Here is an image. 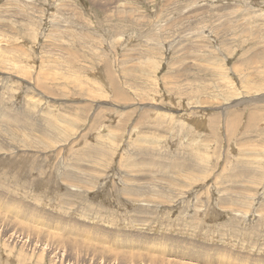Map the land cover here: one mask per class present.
<instances>
[{
	"label": "rangeland",
	"instance_id": "obj_1",
	"mask_svg": "<svg viewBox=\"0 0 264 264\" xmlns=\"http://www.w3.org/2000/svg\"><path fill=\"white\" fill-rule=\"evenodd\" d=\"M0 49V264H264V0H0Z\"/></svg>",
	"mask_w": 264,
	"mask_h": 264
},
{
	"label": "bare ground",
	"instance_id": "obj_2",
	"mask_svg": "<svg viewBox=\"0 0 264 264\" xmlns=\"http://www.w3.org/2000/svg\"><path fill=\"white\" fill-rule=\"evenodd\" d=\"M62 43V42H61ZM1 50V49H0ZM54 50H56V49H54ZM58 50V49H57ZM2 52V51H1ZM62 53V52H61ZM68 53V52H67ZM1 56V55H0ZM1 59V58H0ZM2 59H4L3 57H2ZM5 60V59H4ZM8 61V60H7ZM6 62V61H5ZM1 63V62H0ZM15 64V63H14ZM18 67V66H17ZM117 94V93H116ZM214 169V168H213ZM150 195V194H149ZM219 264V263H218Z\"/></svg>",
	"mask_w": 264,
	"mask_h": 264
}]
</instances>
